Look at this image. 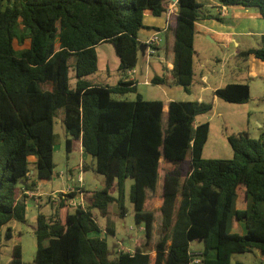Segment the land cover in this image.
Listing matches in <instances>:
<instances>
[{"label": "trees", "instance_id": "1", "mask_svg": "<svg viewBox=\"0 0 264 264\" xmlns=\"http://www.w3.org/2000/svg\"><path fill=\"white\" fill-rule=\"evenodd\" d=\"M218 2L256 8L264 19V0ZM169 10L168 0H0V228L25 221L24 192L56 175L58 109L64 110L63 125L72 137L66 139L67 153L77 141L104 177L102 189H81L85 207L68 204L75 194L58 193L54 213L37 215L34 264H196L197 258L200 264H243L233 263L232 255L251 251L259 256L252 264H264V132L258 139L247 133L228 136L232 159H204L210 124L195 120L212 104L145 100L137 83L127 79L146 45L138 38L150 29L145 13L158 17ZM212 18L217 16L198 0H178V10L168 16L164 47L175 55L172 75L186 93L195 82L196 23ZM103 43L112 44L120 60L121 80L114 86L90 79L99 71L96 48ZM239 57L264 64V37L261 47ZM129 93L136 99H125ZM214 96L242 105L250 101L251 89L248 83H229ZM128 178L135 222L144 224L146 241L113 257L95 235L100 228L92 209L107 215L116 202L124 216ZM157 212L160 235L152 255ZM239 223L244 232L237 230ZM106 232L114 235L111 227ZM195 242L202 251L191 248ZM6 264H27L19 245Z\"/></svg>", "mask_w": 264, "mask_h": 264}, {"label": "rangeland", "instance_id": "2", "mask_svg": "<svg viewBox=\"0 0 264 264\" xmlns=\"http://www.w3.org/2000/svg\"><path fill=\"white\" fill-rule=\"evenodd\" d=\"M150 33L151 31L149 30H141L140 36L138 34V37L143 41V36ZM247 39L256 43L254 37H248ZM224 52H226V49L219 42L213 43L207 37H197L194 45L195 82L190 88V93H186L180 86L175 85L173 87L175 91H172L173 98L176 101H198L199 97H203L205 103L212 104V110L210 112L197 116L195 120L197 124L206 122L210 124L209 138L203 151L204 159H232L233 150L228 141V136L247 132L250 138L258 139L259 133L264 131V108L261 107L264 104V78L262 76L251 77L249 75V69L244 65L248 62L247 60H239L241 62L240 65L236 59H229L226 68H222L221 62H218L215 57L222 58ZM162 54L161 52L160 55L162 56ZM102 58L103 56H100V68H103L105 65ZM149 60L159 62L158 55L151 56ZM72 64H74V61H72ZM112 66L113 64L109 62L110 69ZM238 67L241 68L240 71ZM202 75H207L210 83H219L220 80L224 81V83L228 81L250 83V101L244 105L227 103L220 99L214 102L212 91H201L202 87H204ZM71 77V84L73 86L75 82L73 72H71ZM90 79L97 83H104L102 81L108 80V77L106 73L100 74L97 72L91 75ZM113 79H116V77L114 76L110 80V83H114ZM154 89L156 87L153 84L141 87V91L145 97H147V90ZM136 96V93H129L124 98L135 100ZM257 107L259 108L257 109ZM63 116L64 110L58 109L55 113V144L53 153L54 163L56 164V175L52 180L41 183L43 196L41 199L42 204L39 207L34 204V200H29L30 202L26 207L27 218L25 221L14 220L0 228V264H6L9 261L15 245L21 247L23 261L27 264H34L37 250V239L34 234V227L36 226L37 215L41 212L45 216H50L55 211V205L48 202L49 194L55 197L56 194L53 193L63 192L68 182L70 184L74 183L77 186L79 175L82 177L83 184H85L88 192L98 191L103 188L104 177L95 172V160L90 155H87L93 159L92 164L90 162L88 163L90 168L82 171L79 169L81 153L77 141H73L72 152L67 153L66 139H72V137L65 131ZM259 123H261V126H259ZM168 169L169 166L167 165L166 170L168 171ZM164 173L165 169L161 173L162 177ZM132 184V178L126 179L122 200L126 210L124 216L119 214L116 202L109 204L107 215H103L98 209H92L94 219L100 228V232L95 235L108 244L109 249L112 250L113 257L116 256V253H119V249L126 250V252H133L136 243L139 246H144L146 241L144 224L138 225L135 222L134 208L130 202L129 195ZM113 196L117 198L118 193L115 191ZM160 222L161 215L157 212L152 232V246L150 247L152 249V255H154V244L160 235ZM106 227L113 228L114 235L107 233ZM8 229H11V237L7 236V233L9 234ZM237 230L244 232V227L241 223L237 225ZM191 248L202 251L203 246L195 242L191 244ZM258 261L259 256L257 252L251 251L232 255L233 263L252 264Z\"/></svg>", "mask_w": 264, "mask_h": 264}, {"label": "crops", "instance_id": "3", "mask_svg": "<svg viewBox=\"0 0 264 264\" xmlns=\"http://www.w3.org/2000/svg\"><path fill=\"white\" fill-rule=\"evenodd\" d=\"M170 2V10L172 12H176L178 10V0H168ZM200 4L204 7V10L212 15L217 16V19H203L196 23V35L194 39V45L196 42L197 37H207L213 41V43L219 42L222 44L226 52H224L223 57H215L218 62H221L222 68H226L227 62L229 59H236L237 63L241 65L239 60H245L239 57V53L244 50H248L251 48H259L262 46L263 37H264V19L261 17L258 9L256 8H247L242 6H221L218 0H198ZM168 12L162 14L161 16H154L149 11L144 15V24L150 29H144L151 31L150 34L143 36V41L139 39L140 42L146 43L147 40L153 36L154 33L158 32L160 35V44L157 47V52L155 55H158L159 62H152L150 61V57L145 49L144 54L142 55L141 52L138 57V63L136 67L133 69L135 72L133 74H129L127 72V79L134 81L137 83V93L141 95V97L145 100H162V101H173L172 91L175 84L172 70L175 65V55L172 53H167L165 51L164 43H165V31L167 27V19H168ZM140 36V32H139ZM162 37V38H161ZM248 37H254L256 39V43H253L251 40L247 39ZM139 38V37H138ZM111 45V46H110ZM102 47V48H101ZM97 55H98V73H106L108 80H103L104 83H97L102 85H116L120 80L121 76L118 73L120 60L115 52L114 47L110 43H103L97 46L96 48ZM161 52L163 53L162 56L160 55ZM100 56H103L104 62V69L100 68ZM106 56V57H105ZM247 63L244 65L248 67V73L251 77L255 76H262L264 78V64L255 59L254 57H249L247 59ZM109 62L113 64L112 68L109 67ZM240 71L241 68L238 67ZM235 71V69H234ZM114 83H110V80L113 77ZM155 77L163 78V82L160 84L155 85L156 89L154 90H147L145 97L141 91L142 86H149L152 85V80ZM171 77V78H170ZM202 82L204 83V87H202L201 91H212L213 96L215 90L229 84V83H241L237 81H228L224 83V81L220 80L219 83H210V79L207 75H202ZM250 86V83H248ZM182 88V87H181ZM183 89V88H182ZM251 89V87H250ZM184 91V90H183ZM137 97V96H136ZM214 102L218 101V98L214 96ZM199 102H204L203 97H199ZM247 104V103H246ZM244 105V104H242ZM264 108V104L261 105ZM259 107H257L258 109ZM261 108V109H262ZM262 111V110H261ZM261 126V123H259ZM263 127V125H262ZM264 131L260 132L258 138ZM247 133V132H243ZM249 135V133H247ZM250 136V135H249ZM80 153H81V163L79 164V169L82 170L90 168L88 163H93V159L90 156H87L86 153L83 152L82 147L80 145ZM73 180V178H72ZM42 182L46 181H39L35 189H38L40 197L34 201V204L38 207L42 204V196L43 193L41 192L42 189ZM69 182L67 183L65 190H67L69 186ZM83 190L87 191L85 188V184L83 185ZM63 191V192H64ZM88 192V191H87ZM62 192H57L53 194H58ZM85 198V194L83 195ZM48 202L52 205L57 204L56 196H51L49 194ZM30 201H26L28 204ZM31 206V205H28ZM158 206V204H157ZM27 218V215H26Z\"/></svg>", "mask_w": 264, "mask_h": 264}, {"label": "built area", "instance_id": "4", "mask_svg": "<svg viewBox=\"0 0 264 264\" xmlns=\"http://www.w3.org/2000/svg\"><path fill=\"white\" fill-rule=\"evenodd\" d=\"M172 11L169 10L168 14H170ZM159 33L156 32L153 34V36H151L146 44V51L148 53V56H153L156 54L157 52V47L160 44V37H159ZM135 71L133 69L129 70L128 73L129 74H133ZM80 170L82 171V168H80ZM83 180L82 177L79 175L78 179H77V186L74 183L69 184L68 188L66 191L62 192L64 195H70V194H75V196L71 197L68 199V204L73 207V208H78V207H85L86 206V201L85 198L81 192V189L83 188ZM24 197L23 199L27 200H37L40 197V194L38 192V189H34V190H27L24 192ZM57 201H58V194L56 195ZM119 252H126V250H120ZM194 263L196 264H200L201 263V259L197 258L194 260Z\"/></svg>", "mask_w": 264, "mask_h": 264}, {"label": "water", "instance_id": "5", "mask_svg": "<svg viewBox=\"0 0 264 264\" xmlns=\"http://www.w3.org/2000/svg\"><path fill=\"white\" fill-rule=\"evenodd\" d=\"M145 49H146V45H142L140 47V52H141L142 55L144 54ZM31 173H33V171Z\"/></svg>", "mask_w": 264, "mask_h": 264}]
</instances>
